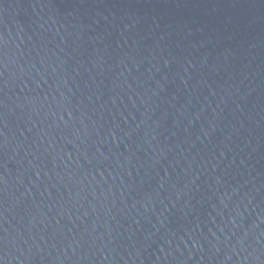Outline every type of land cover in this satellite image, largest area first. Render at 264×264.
Listing matches in <instances>:
<instances>
[{
	"label": "water",
	"instance_id": "obj_1",
	"mask_svg": "<svg viewBox=\"0 0 264 264\" xmlns=\"http://www.w3.org/2000/svg\"><path fill=\"white\" fill-rule=\"evenodd\" d=\"M0 264H264V0H0Z\"/></svg>",
	"mask_w": 264,
	"mask_h": 264
}]
</instances>
